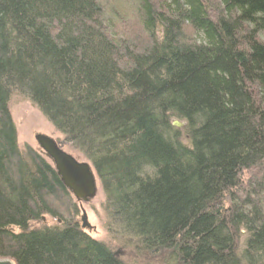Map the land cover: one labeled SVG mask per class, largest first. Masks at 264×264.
Returning <instances> with one entry per match:
<instances>
[{
	"label": "trees",
	"instance_id": "1",
	"mask_svg": "<svg viewBox=\"0 0 264 264\" xmlns=\"http://www.w3.org/2000/svg\"><path fill=\"white\" fill-rule=\"evenodd\" d=\"M262 33L264 0H0V255L125 264L21 150L14 92L93 165L111 236L170 264H264ZM46 215L62 223L34 228Z\"/></svg>",
	"mask_w": 264,
	"mask_h": 264
},
{
	"label": "rangeland",
	"instance_id": "2",
	"mask_svg": "<svg viewBox=\"0 0 264 264\" xmlns=\"http://www.w3.org/2000/svg\"><path fill=\"white\" fill-rule=\"evenodd\" d=\"M261 40L264 42V33L261 35ZM9 108L12 113L13 122H15L16 130L18 133V144L22 151H25L28 147H38V143H36L35 136L38 133H45L51 137H54L59 142L64 143L63 135L55 129V127L46 119L42 110H39L29 99H26L24 96L19 93L12 94L10 98ZM181 124V126H177L180 129H183L184 123L178 119H174ZM175 125V124H173ZM176 126V125H175ZM67 151L73 153V155L77 156L81 159L82 155L80 152H74L67 145ZM82 160V159H81ZM71 193V192H70ZM72 195V194H71ZM73 199L77 204V208H79V214L75 217V219L82 225V208L80 207L81 203L76 200V198L72 195ZM105 202L106 196H104V192L102 190L101 185L99 184V193L97 197L89 202V204H83V207L87 211V218L90 228H83L86 232L92 236L95 240L100 242H104L108 245L111 250H114L115 254L123 261L125 264H170L165 259L164 254L158 255V257H153L150 254H142L132 243L128 244L122 240L118 239L114 236H111L109 230L107 229V225L109 222V217L107 216L105 210ZM59 209L64 211V208L59 207ZM74 214V211H73ZM61 221V220H60ZM62 223L59 220L53 218L50 215H46L44 222H35L34 228H40L43 226H57V224ZM246 239V235L242 238V245ZM3 258L10 259L5 256H1Z\"/></svg>",
	"mask_w": 264,
	"mask_h": 264
},
{
	"label": "water",
	"instance_id": "3",
	"mask_svg": "<svg viewBox=\"0 0 264 264\" xmlns=\"http://www.w3.org/2000/svg\"><path fill=\"white\" fill-rule=\"evenodd\" d=\"M176 126H181L174 121ZM39 149L46 154L47 158L55 165L57 174L60 176L64 186L81 203L82 227L90 228L87 218V211L83 204H89L99 193V178L91 163L75 157L64 148L62 142H58L54 137L45 133H38L35 136ZM0 264H15L12 259L1 258Z\"/></svg>",
	"mask_w": 264,
	"mask_h": 264
}]
</instances>
